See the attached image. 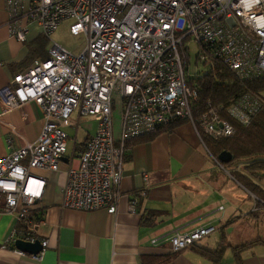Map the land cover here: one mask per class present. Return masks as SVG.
I'll return each mask as SVG.
<instances>
[{
  "label": "built area",
  "instance_id": "built-area-1",
  "mask_svg": "<svg viewBox=\"0 0 264 264\" xmlns=\"http://www.w3.org/2000/svg\"><path fill=\"white\" fill-rule=\"evenodd\" d=\"M5 4L14 37L28 42L36 25L52 45L46 57L34 59L0 89V117L19 109L27 118L28 103L43 111L35 141H27L6 123L10 153H0V215H16V225L4 247L19 238L41 239L36 234L41 219L34 212L47 178L36 170L66 166L63 207L115 213L132 140L171 123L188 122L225 169L206 140L233 137V121L247 126L263 107L251 93L229 105L211 99L201 105L196 81L217 62L244 81L264 77V0H5ZM66 20L72 35L86 38L79 52L51 37ZM192 52L196 66H201L195 74L190 73ZM90 121L97 122L96 129L78 152V133L81 128L92 130ZM70 130L75 134L71 152ZM19 139L23 143L16 145ZM144 176L148 179L147 173ZM135 205L136 200L131 209ZM217 230L209 223L189 232L176 231L170 236V250L179 252Z\"/></svg>",
  "mask_w": 264,
  "mask_h": 264
},
{
  "label": "crops",
  "instance_id": "crops-1",
  "mask_svg": "<svg viewBox=\"0 0 264 264\" xmlns=\"http://www.w3.org/2000/svg\"><path fill=\"white\" fill-rule=\"evenodd\" d=\"M8 23L5 0H0V89L28 67L22 68L29 53L27 44L40 34L39 28L32 25L28 42L23 43L10 33ZM24 110L27 118L19 109L0 117L2 155L10 153L6 138L11 131L7 122L27 141L38 139L43 111L34 103L25 105ZM2 112L0 103V114ZM90 123L93 128L83 130L78 152L96 129L97 122ZM21 143L23 139L16 141V145ZM131 146L125 157L115 213L106 209L82 211L63 207L66 166L54 171L36 170L47 178L44 197L37 206L41 220L36 231L47 244L38 258L28 252L21 254L15 244L4 247L16 225V215H0V264H144V256L173 254L170 236L176 231L189 232L209 223L217 225L218 230L196 245L183 248L166 264H237L231 247L241 244L229 238L235 226L248 218L262 219L264 202L259 205V198L228 169L216 165L188 122H180L153 136L136 138ZM259 174V184L264 188V171ZM134 200L136 205L131 209ZM243 200L254 202L255 208L242 209ZM153 239L157 241L153 243ZM238 239L240 237L234 240L240 241ZM222 244L225 248L218 260L195 249L215 251ZM243 260L244 264H264V243L246 249Z\"/></svg>",
  "mask_w": 264,
  "mask_h": 264
},
{
  "label": "trees",
  "instance_id": "trees-1",
  "mask_svg": "<svg viewBox=\"0 0 264 264\" xmlns=\"http://www.w3.org/2000/svg\"><path fill=\"white\" fill-rule=\"evenodd\" d=\"M49 41V37L43 33L29 41L27 44L29 53L22 62V68L29 66L38 57H46ZM196 83L201 105L208 99L216 103L229 105L236 97L245 93H251L261 100L263 107L249 125L244 126L233 121L236 126V134L233 137L222 140L210 138L206 140L209 150L216 157L223 150H228L232 153L231 161L223 163L224 168L230 169L232 176L259 198L257 203L260 205L261 202H264V188L259 184V181H261L259 172L264 171V77L244 81L239 79L222 63L217 62L213 68L208 69L202 77H199ZM180 122L171 123L149 136L158 134L160 131L170 130L180 124ZM38 214V211L34 212V215ZM256 243H264V238H256L231 247L237 264H244L243 252ZM224 248L225 245L222 244L215 251L202 247L195 249L213 260H218ZM177 253L165 257L144 256L143 263L166 264Z\"/></svg>",
  "mask_w": 264,
  "mask_h": 264
},
{
  "label": "rangeland",
  "instance_id": "rangeland-1",
  "mask_svg": "<svg viewBox=\"0 0 264 264\" xmlns=\"http://www.w3.org/2000/svg\"><path fill=\"white\" fill-rule=\"evenodd\" d=\"M69 23H70L69 20L62 22V24L59 26V28L55 32H53L51 37L53 40H57V41L61 42L62 44H64L69 49H71L75 52H79L85 47L86 38L83 34L72 35L69 31ZM51 45H52V40L49 41L48 48ZM195 61H196L195 52H192L191 66H190V73L191 74H195L196 70L201 68V66H196ZM83 130H85V129L81 128L79 133H78L77 144H79V142L81 140H83V138L81 137ZM74 139H75L74 131L70 130V152L72 151L73 146H74ZM216 165H218V164L216 163ZM228 170L230 171V169H228ZM224 173H226V172H224ZM242 202H243L242 209H245L246 207L250 208L252 206H253V208H255L254 202H251L249 200H243ZM262 209H264V204L262 206ZM235 228H236L235 232L232 234V236H231V238H229V240H231L232 242H237V244H242L244 242L251 241V240H254L256 238H262V237L264 238V212L262 215V219H260V221L259 220L256 221L252 218H248L247 221H245L244 223L236 225ZM236 237H240V239H238L240 241L234 240V239H236Z\"/></svg>",
  "mask_w": 264,
  "mask_h": 264
},
{
  "label": "water",
  "instance_id": "water-1",
  "mask_svg": "<svg viewBox=\"0 0 264 264\" xmlns=\"http://www.w3.org/2000/svg\"><path fill=\"white\" fill-rule=\"evenodd\" d=\"M232 157H233L232 153L228 150H223L218 154V159L222 163H227L231 161ZM63 160L67 162L68 157L64 156ZM15 245L19 250L23 252L31 253L33 255L40 254V252L44 249L41 239H37L35 242H31V241H27V240L19 238L15 241Z\"/></svg>",
  "mask_w": 264,
  "mask_h": 264
}]
</instances>
